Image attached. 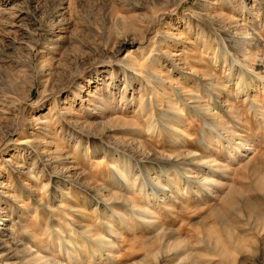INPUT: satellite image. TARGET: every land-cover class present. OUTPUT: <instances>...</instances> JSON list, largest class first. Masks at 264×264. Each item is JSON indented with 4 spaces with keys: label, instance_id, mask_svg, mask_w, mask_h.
Returning a JSON list of instances; mask_svg holds the SVG:
<instances>
[{
    "label": "rangeland",
    "instance_id": "374dc122",
    "mask_svg": "<svg viewBox=\"0 0 264 264\" xmlns=\"http://www.w3.org/2000/svg\"><path fill=\"white\" fill-rule=\"evenodd\" d=\"M1 241L264 264V0H0Z\"/></svg>",
    "mask_w": 264,
    "mask_h": 264
},
{
    "label": "bare ground",
    "instance_id": "6f19581e",
    "mask_svg": "<svg viewBox=\"0 0 264 264\" xmlns=\"http://www.w3.org/2000/svg\"><path fill=\"white\" fill-rule=\"evenodd\" d=\"M8 231V230H7ZM6 236V235H5ZM6 240H8V239H6ZM12 243V242H11ZM17 243V242H16ZM11 245V244H10ZM14 245V244H13ZM18 245H21V244H18ZM17 245V246H18ZM9 246V245H8ZM10 247V246H9ZM7 248V246H6V244L4 243V242H0V249H6ZM10 249V248H9ZM18 249V248H17ZM22 249V248H21ZM24 249V248H23ZM26 249V248H25ZM2 251V250H1ZM22 251V250H21ZM3 252V251H2ZM8 254V253H7ZM11 254V253H10ZM17 254H19L18 252H17ZM16 254H13L11 257H14ZM21 255V254H20ZM20 255H16L17 257H19ZM23 255H24V253H23ZM22 255V256H23ZM2 256V255H1ZM7 256H9V255H7ZM5 257H6V255H5ZM13 260V259H12ZM9 261V260H8Z\"/></svg>",
    "mask_w": 264,
    "mask_h": 264
}]
</instances>
